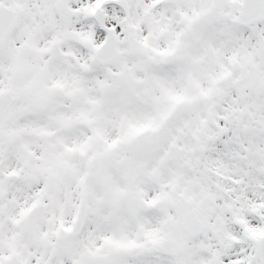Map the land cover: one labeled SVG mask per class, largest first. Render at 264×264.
<instances>
[{
	"label": "snow or ice",
	"instance_id": "snow-or-ice-1",
	"mask_svg": "<svg viewBox=\"0 0 264 264\" xmlns=\"http://www.w3.org/2000/svg\"><path fill=\"white\" fill-rule=\"evenodd\" d=\"M0 264H264V0H0Z\"/></svg>",
	"mask_w": 264,
	"mask_h": 264
}]
</instances>
